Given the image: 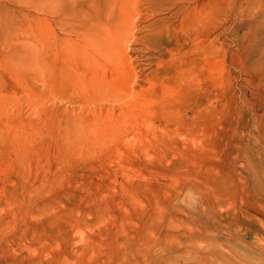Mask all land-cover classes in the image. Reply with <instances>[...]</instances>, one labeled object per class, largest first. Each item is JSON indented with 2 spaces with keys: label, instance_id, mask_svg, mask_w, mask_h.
<instances>
[{
  "label": "rangeland",
  "instance_id": "rangeland-1",
  "mask_svg": "<svg viewBox=\"0 0 264 264\" xmlns=\"http://www.w3.org/2000/svg\"><path fill=\"white\" fill-rule=\"evenodd\" d=\"M0 264H264V0H0Z\"/></svg>",
  "mask_w": 264,
  "mask_h": 264
},
{
  "label": "bare ground",
  "instance_id": "bare-ground-1",
  "mask_svg": "<svg viewBox=\"0 0 264 264\" xmlns=\"http://www.w3.org/2000/svg\"><path fill=\"white\" fill-rule=\"evenodd\" d=\"M115 1L116 2H119L120 0H115ZM94 6H95V4H94ZM110 39H111L110 40L111 41L110 42L111 44H113V41L116 40V47L114 46L113 47L114 49H111V51L112 50H114V51L108 52V53H101V54L106 58V61H107L108 65L111 66L112 68H114L115 66L118 65L119 67H121L122 69H124L123 70V75H124L123 77H124V79H126L125 78L126 77V69H125V67L123 68L125 61H124L123 55H122V47H123V40L122 39H123V37L121 35L119 36L118 34L114 33V34H111ZM127 68H129V66ZM108 69H109V67H108ZM113 84L116 85V83H114V80L109 79L108 81H106V84L103 87L105 88V87H108V86H112ZM131 120H132V122L133 121H137V117H134Z\"/></svg>",
  "mask_w": 264,
  "mask_h": 264
}]
</instances>
